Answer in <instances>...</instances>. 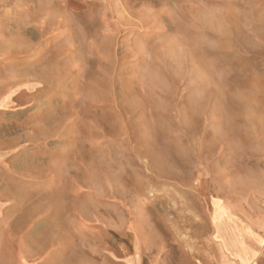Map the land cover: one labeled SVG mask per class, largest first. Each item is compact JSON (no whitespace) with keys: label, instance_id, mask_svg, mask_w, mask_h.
Masks as SVG:
<instances>
[{"label":"rangeland","instance_id":"1","mask_svg":"<svg viewBox=\"0 0 264 264\" xmlns=\"http://www.w3.org/2000/svg\"><path fill=\"white\" fill-rule=\"evenodd\" d=\"M55 20L21 33L39 202L95 224L103 250L189 254L218 206L264 216V0H84Z\"/></svg>","mask_w":264,"mask_h":264},{"label":"crops","instance_id":"2","mask_svg":"<svg viewBox=\"0 0 264 264\" xmlns=\"http://www.w3.org/2000/svg\"><path fill=\"white\" fill-rule=\"evenodd\" d=\"M83 1L0 0V264H264V216L235 219L218 206L207 247L189 254L161 248L103 250L95 224L91 229L84 217L57 216L53 200L39 202L35 175L23 171L28 158L21 153L23 126L36 100L32 76L39 75L33 59L23 62L22 49L31 52V46L22 43L21 33L54 30L55 19L68 18ZM89 238L94 241L86 248Z\"/></svg>","mask_w":264,"mask_h":264}]
</instances>
